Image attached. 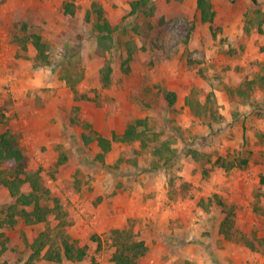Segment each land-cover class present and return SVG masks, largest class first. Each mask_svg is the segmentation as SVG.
Wrapping results in <instances>:
<instances>
[{"label":"rangeland","instance_id":"obj_1","mask_svg":"<svg viewBox=\"0 0 264 264\" xmlns=\"http://www.w3.org/2000/svg\"><path fill=\"white\" fill-rule=\"evenodd\" d=\"M65 1L0 0V132L17 135L54 209L44 222L4 223L15 200L0 182V264H27L42 230H63L87 254L28 264H115V228L147 245L137 264H264V0H209L212 22L198 0H150L135 13L133 0H74L68 17ZM98 11L112 44L99 40ZM135 119L140 138L112 140L99 158L98 137ZM106 186L114 224L98 210Z\"/></svg>","mask_w":264,"mask_h":264},{"label":"trees","instance_id":"obj_2","mask_svg":"<svg viewBox=\"0 0 264 264\" xmlns=\"http://www.w3.org/2000/svg\"><path fill=\"white\" fill-rule=\"evenodd\" d=\"M150 4V0H133L131 2V13L143 10ZM74 0H66L64 3L65 15L72 16L74 14ZM198 8L200 10V16L203 21L212 22L214 19L215 11L212 9V3L209 0H198ZM99 12V20L96 27L99 30L100 42H107L112 44L113 28L107 19H104L103 14ZM22 30H27V25H22ZM22 38V37H20ZM29 38L37 50L36 57L44 60L46 58V43L42 40L40 34L31 32ZM131 56L129 55L124 59L123 64L128 63ZM111 66L108 64L103 69V81L109 83L110 81ZM167 97L170 101H174L175 93L167 92ZM143 119H135L130 122L123 133H113L111 139L99 136L98 142L102 148V152L98 154V157H103L104 152L111 148L112 140L124 142L131 141L136 138H140L141 132L137 129V126L143 124ZM158 152V148L156 149ZM14 161V170L9 175H1L0 182L7 186L10 195L14 198V202L6 206L4 223L13 225L16 222L17 216H22L27 223L44 222L48 219L49 214L54 210L48 204H44L42 201L44 198L50 196V190L44 185L41 180L39 171L29 172L26 169L25 156L21 145L19 144L17 135L11 130H5L0 132V165ZM224 157H218L215 161L225 168L229 165L226 164ZM247 160L244 158L240 164H246ZM1 174V173H0ZM260 182L264 184V174L260 175ZM29 183L28 190H23V186ZM56 198V197H55ZM57 200V198L55 199ZM20 206V207H19ZM0 209V212H4ZM3 222L0 223V226ZM60 226L67 224V222L60 221ZM113 242L116 246L113 259L115 264H137L138 258H140L148 249L143 240H138L134 237L132 230L127 228H115L112 230ZM58 244L59 247L55 245ZM32 249L27 264L31 263L36 256H43L47 260H61L63 256H66L72 260H83L87 254L85 246H76L74 242H71L68 235L59 230L56 238L50 237L45 230L40 231L38 236L30 242ZM43 251V252H42Z\"/></svg>","mask_w":264,"mask_h":264},{"label":"crops","instance_id":"obj_3","mask_svg":"<svg viewBox=\"0 0 264 264\" xmlns=\"http://www.w3.org/2000/svg\"><path fill=\"white\" fill-rule=\"evenodd\" d=\"M100 186H102V185H100ZM101 188V187H100ZM109 189V190H108ZM110 187L108 188V186H106V187H103V188H101V190L99 191V192H101V193H103V197H100L99 196V199H100V203L102 204L101 206L103 207V208H99L98 210H100V209H104L105 211H103V215H104V219L105 220H107V222H109V224H114L113 222H111L110 221V219L113 217V213H111V212H109V210L110 209H112V208H115V204H114V202H115V199L114 198H112V201L110 202V200H111V197L108 195V192H110ZM107 199L109 200V201H107ZM110 205V206H109ZM108 208H110V209H108ZM108 213H110V215L109 216H107L108 215ZM115 214V213H114ZM102 221H103V217H101L100 216V214H99V216H98V214H96L95 215V224L97 225H99L98 226V228H102L104 225H106V222H104L103 224H101L102 223ZM100 223V224H99Z\"/></svg>","mask_w":264,"mask_h":264}]
</instances>
